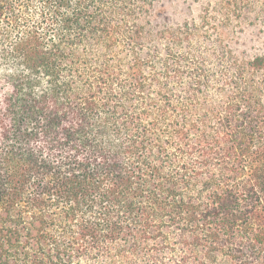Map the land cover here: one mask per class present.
<instances>
[{
	"label": "trees",
	"instance_id": "trees-1",
	"mask_svg": "<svg viewBox=\"0 0 264 264\" xmlns=\"http://www.w3.org/2000/svg\"><path fill=\"white\" fill-rule=\"evenodd\" d=\"M159 0H0V264H264V51Z\"/></svg>",
	"mask_w": 264,
	"mask_h": 264
},
{
	"label": "rangeland",
	"instance_id": "rangeland-1",
	"mask_svg": "<svg viewBox=\"0 0 264 264\" xmlns=\"http://www.w3.org/2000/svg\"><path fill=\"white\" fill-rule=\"evenodd\" d=\"M215 4L214 0H159L158 6L167 9L171 24L182 22L184 19L199 21L204 5ZM256 9V8H255ZM255 9L243 22H233L230 25L228 40L238 54L251 56L264 51V24L257 20Z\"/></svg>",
	"mask_w": 264,
	"mask_h": 264
}]
</instances>
